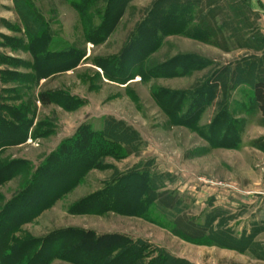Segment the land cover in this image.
Returning <instances> with one entry per match:
<instances>
[{
	"label": "rangeland",
	"instance_id": "374dc122",
	"mask_svg": "<svg viewBox=\"0 0 264 264\" xmlns=\"http://www.w3.org/2000/svg\"><path fill=\"white\" fill-rule=\"evenodd\" d=\"M73 1L0 0V111L10 117L4 107L23 106L32 120L27 140L0 153L1 165L25 162L23 171L0 184V210L80 132L109 127L120 139L108 142L113 153L101 168L87 170L73 189L18 231L3 219L0 247L2 239L8 245L0 260L24 264L41 251L35 264H80L90 248L103 253L107 242L124 240L133 264H264L253 261V253L189 243L172 232L182 214L199 224L230 227L244 238L243 246L264 229V126L251 109V84L236 82L240 75L264 79V0H257V13L250 16L256 19L251 41L225 30L231 38L227 51L199 31L194 4L188 31L183 25L177 32L169 27L176 22L170 21L172 0ZM107 17L113 22L110 32L94 38ZM248 59L260 61L254 75L244 66ZM40 94L52 102L43 105ZM68 178L51 176L50 182L63 185ZM126 182L123 201L132 184L143 185L146 205L139 206V214L72 213L92 193ZM115 189L120 192L118 186L111 194ZM37 190L30 191L31 202L40 203L51 186ZM162 192L178 196L179 205L164 208L154 198L148 203V196ZM70 229L84 233L80 247L63 259L59 249L74 236L57 233ZM260 234L262 246L252 237L250 243L257 255L264 254V230ZM15 248L30 251L26 258L8 256ZM120 255L121 248L110 258Z\"/></svg>",
	"mask_w": 264,
	"mask_h": 264
},
{
	"label": "trees",
	"instance_id": "16d2710c",
	"mask_svg": "<svg viewBox=\"0 0 264 264\" xmlns=\"http://www.w3.org/2000/svg\"><path fill=\"white\" fill-rule=\"evenodd\" d=\"M214 1L207 0L206 5H211L212 3H214ZM72 2L75 3L76 1L72 0ZM172 2H174L175 4L174 6L172 5L171 7H169V15H171L170 21H173L172 19H174L176 22L174 21V25L172 24L173 22H170L169 27H172L174 31L179 32L181 31V27L184 25L186 26L185 31L187 32V25L192 22L190 19V5L194 4L193 6L195 8L199 6L200 0H193V3H190L189 0H172ZM186 2L187 4H185L184 8H182L181 5ZM195 14L196 15H194L193 17L194 19H197V26L199 28V31L204 33L205 36L207 35L214 37L213 39L217 41V47L224 51H227L228 46L226 42L228 39H226V36L223 35L219 27L214 24V20L216 19L218 12L215 9H210L207 12H204V9L199 7L197 13ZM39 18H42V16ZM112 24L113 22H108V17L106 19L104 18L100 28L96 29L97 32L96 34H94V38L95 36L98 37V35L102 38H105V36L110 32ZM247 41H251V39H248ZM43 43L44 41L36 46L41 50ZM243 63L244 66L248 65V67L250 68L242 69H248V71L251 72H249L250 75H254L257 71L256 67L260 63V61H256V59L255 61L248 59L247 61H243ZM241 72L243 71L240 70V73ZM241 76L242 75L236 78V82H246L251 84V109L260 115L261 124L264 126V79L254 77H248V79H245L241 78ZM38 98L43 105H47L52 102L48 94H40ZM3 110H6V113L11 117V119L7 115L3 114L2 111H0V140L3 141V143L0 145V153L9 145H19L24 143L28 138L27 131L29 125L32 123V120L30 121V119H26L28 110L24 109L23 106L19 109L13 107H4ZM220 129L222 128L220 127ZM117 136L118 134L113 133L112 128L109 127L104 129L103 131L95 133H92L91 130H88L87 132L86 129V132H80L73 142L63 144L61 149L58 152L54 153L53 158H48V160H46V164L42 165L41 168L38 169V171L34 175V179L32 178L31 181H29L25 186V188L17 196L8 201V203L0 210V213L2 214L0 215V224L5 221L3 219L11 221L9 222L10 226L12 227L10 229L15 233L19 230L22 224L31 221L43 210H46L51 205H53L54 202H56L61 196L66 194L69 190L73 189L79 183L81 177H83L84 173L87 170H90L92 168H101L103 166L104 158L110 152H112L110 151L108 142L117 141L118 139H120ZM232 136L234 137V134ZM233 139L235 140V138ZM226 140H224V142H226ZM260 146L262 149H264V143H261ZM24 163L25 162L23 161H18L10 162L5 165L0 164V184L15 176L22 169V165H24ZM23 170L24 168L21 171ZM66 175L70 176V178L66 179L63 185L57 183L52 184L50 182L51 176L62 177ZM128 183L130 182H126L125 185H122V183H115L116 185L114 184L112 186L106 187L102 191L99 190L95 193H92L91 195L87 196L82 201L77 203L75 205V208L72 210V213L102 214L103 212L110 210L118 214H139V206L144 205L146 202V200L142 198L143 185L141 183H137L136 185L132 184L133 187H131L130 197L129 195L128 197L124 196L125 198L123 201V191L124 189L127 191ZM47 186H51V190L46 193H42L44 198L42 197L43 199L40 203H34L30 201L33 199L32 197L28 198V195L32 189L35 188V190L38 191L37 188H46ZM118 186L120 192L117 193V189H115L116 193L111 194L112 190ZM39 196L40 195L38 194L36 197ZM148 197V203H150L152 198H154V200L157 201L160 206L168 209H175L180 203L179 197L174 196L169 192H162L156 194L155 196ZM135 208L137 210H135ZM217 225L218 226H214V224H212L211 222H208L206 224H199L193 218L190 219L182 214L175 219L172 232L180 239L193 244L207 246L213 244L220 247H233L238 249H245L250 247L251 237L253 238L254 235H249V244L246 243L247 245L243 246L241 245V241L244 239L243 237L237 238V236H234L230 227H223L219 223ZM3 227L5 228L6 225L3 224ZM81 233L84 232L80 231L79 229H70L57 233L61 234V237L63 238H67L66 235L74 236L73 238H69V240L65 241L66 244L64 243L63 246L60 247L61 249L59 250H62V252H59L58 255L60 258L66 259L65 257L68 256L66 254L68 251L77 250L80 247V245H77L79 243L77 241H79V236L81 235ZM3 235L4 234L2 233V237ZM52 237L54 236L52 235ZM93 239L94 238H88V240ZM88 240L86 242L87 246H89L88 243H90L88 242ZM7 241H4L3 243L2 239V244L0 247V258L3 256L4 251L2 246H4V244L8 245ZM236 242H238L239 244ZM123 243H126V241L116 240L115 242H107V244H104L101 248V250L104 251L103 253L97 251L96 247L92 249L90 248V250H88L90 257L87 258V261H85L84 263L80 262V264H121V261H123L124 259L126 260V262L122 264H133L129 261L128 256H126L127 254H125V250L122 247L125 244ZM92 244L98 246V244H95V242H92ZM120 248L121 255L117 256L114 259H111V252ZM26 249L27 248H25L24 251H20L15 248L11 253H9L8 256H17L22 254L21 256H23V258H26L28 251H30V248L29 250ZM44 249L45 248L42 246L41 250ZM34 256H32L31 259L24 264H28V262L29 264H35L37 258H40L42 256L41 251ZM4 258L0 260V264H5ZM75 259V257H70V260L75 261Z\"/></svg>",
	"mask_w": 264,
	"mask_h": 264
},
{
	"label": "crops",
	"instance_id": "0c3cea01",
	"mask_svg": "<svg viewBox=\"0 0 264 264\" xmlns=\"http://www.w3.org/2000/svg\"><path fill=\"white\" fill-rule=\"evenodd\" d=\"M207 0H200L199 6L204 9V12H207L208 10H216L218 12L216 19L214 20V24L219 27V29L222 31L223 35L225 30H227L229 33H232L233 36L235 35H241L246 34V36L241 37L239 36V40L243 39H252L254 34V29L256 27V19L250 18L251 13L254 15V13H257L258 9V2L257 0H212L214 3L211 5H206ZM248 14V16H247ZM230 26V29H228ZM230 37H226V39H229ZM233 38V37H232ZM231 39V38H230ZM236 39V38H235ZM261 232L264 230L260 229ZM247 232V231H245ZM260 232V233H261ZM232 233L234 236L236 234L232 230ZM258 231L253 232V238L255 240V243H259V245L262 244V240H258V235L260 234ZM257 234V235H256ZM261 235V234H260ZM261 241V242H260ZM223 249L227 251H233L238 252L240 254L247 255L254 254L253 261L258 260H264V254L260 255L255 253L254 251L250 250V247L245 249H238L233 247H222ZM251 258V257H250Z\"/></svg>",
	"mask_w": 264,
	"mask_h": 264
}]
</instances>
